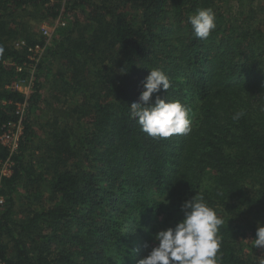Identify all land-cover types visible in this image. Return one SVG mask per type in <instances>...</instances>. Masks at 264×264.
Segmentation results:
<instances>
[{"label": "trees", "instance_id": "obj_1", "mask_svg": "<svg viewBox=\"0 0 264 264\" xmlns=\"http://www.w3.org/2000/svg\"><path fill=\"white\" fill-rule=\"evenodd\" d=\"M61 8L26 98L10 84L42 39L31 22ZM199 9L215 14L206 40L188 23ZM0 49V133L27 102L1 179L0 262L138 264L203 196L223 221L219 264H263L247 247L264 224V0H0ZM151 69L172 87L149 103L189 108L188 135L153 138L129 115Z\"/></svg>", "mask_w": 264, "mask_h": 264}, {"label": "clouds", "instance_id": "obj_2", "mask_svg": "<svg viewBox=\"0 0 264 264\" xmlns=\"http://www.w3.org/2000/svg\"><path fill=\"white\" fill-rule=\"evenodd\" d=\"M196 38L206 40L215 30V14L211 9H199L188 17ZM3 49H0L2 54ZM139 101L129 104V115L141 130L153 138L188 135L191 132L190 109L180 101H168L154 93L167 92L172 87L168 76L160 69H151L144 81ZM242 112L235 115L239 119ZM183 219L174 227L155 234L158 244L138 264H219L221 249L219 227L222 219L209 207L204 197L191 198L182 205ZM254 247H264V224L258 225Z\"/></svg>", "mask_w": 264, "mask_h": 264}, {"label": "built area", "instance_id": "obj_3", "mask_svg": "<svg viewBox=\"0 0 264 264\" xmlns=\"http://www.w3.org/2000/svg\"><path fill=\"white\" fill-rule=\"evenodd\" d=\"M61 20L60 18H58ZM62 25L65 24L64 21L61 22ZM54 27L48 26L47 24L42 25V30L46 38L49 40L50 35L54 31ZM48 44V41L45 42V44L39 46V44L36 45H29L27 46V60L23 62L22 64L15 65L16 71H24L26 70L28 72L27 75L20 76L16 80H13L10 84V86L22 92L25 96H27V92L22 90L20 88L21 83L24 85V89L31 88V84L34 78V69L41 58V55L45 49V46ZM16 46H26L24 40H19L15 42ZM30 69V70H28ZM27 102L26 98L23 102L16 104V110L15 113L17 115V119L15 121L8 122L5 124L2 132L0 133V143L5 146L9 152V156L0 161V185H1V179L4 176H8L11 174V166H12V160H10V155L17 149L20 136L22 134L23 129V118L25 114V108H26ZM4 203V197L0 194V207ZM0 264H5L3 262H0Z\"/></svg>", "mask_w": 264, "mask_h": 264}, {"label": "rangeland", "instance_id": "obj_4", "mask_svg": "<svg viewBox=\"0 0 264 264\" xmlns=\"http://www.w3.org/2000/svg\"><path fill=\"white\" fill-rule=\"evenodd\" d=\"M54 1H56V0H49V3H53ZM58 1L61 2V5L63 6L65 0H58ZM61 12H62V8L60 10V14H58L57 17L45 19V20H42V21H34V22H31L32 25H33V31L34 32H37L36 35H35V37L36 38H39V37L42 38L41 41H37L33 45L39 44V46H41V45L45 44L46 41H48V44H50L52 42V40H53V38L55 36L57 27L63 26L61 24L62 21L65 22L64 19H61L60 17H58V16H63V15H61ZM77 14H78V16H81L79 12ZM58 18H60L61 20H59ZM43 24H47L48 26H51V27H54L55 28L54 31H53V33L50 35L49 40L46 38V36L43 33V30H42V25ZM19 40H24V39H17L15 42H17ZM47 46H45V49H44V51H43V53H42L41 58L39 59V61L44 57L45 50H46ZM41 47H43V46H41ZM39 61L37 62V64L39 63ZM37 64H36L35 69H34V78H33L32 84H31V88H28V90L27 89H24L23 83H21V86H20V88L22 90H24V91L27 92L26 98L29 97L30 93L33 90V86H34V83H35V80H36V72H37V68H38V65ZM28 70H30V69H28ZM24 71H25V75H27L28 72L26 70H24ZM46 90H48V89H46ZM57 105H60V103L57 104ZM41 106H43V103H41ZM26 107H27V105H26ZM25 112H26V108H25ZM49 116L50 115H49L48 111L46 112V111H44V109L42 111L37 110L35 112L34 119H35V122L37 123L35 126H36V128H37V130H38L39 133H41V130H40V127H39L40 124H43L48 119ZM1 208H2V206L0 207V210H1ZM251 247H253L256 250V252H259L260 253V255H259L260 258L259 259L264 264V252L262 251V247H254V243H250V245H248L247 249L249 250Z\"/></svg>", "mask_w": 264, "mask_h": 264}]
</instances>
